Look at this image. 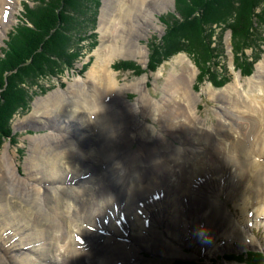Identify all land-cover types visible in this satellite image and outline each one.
I'll return each instance as SVG.
<instances>
[{"label": "bare ground", "instance_id": "bare-ground-1", "mask_svg": "<svg viewBox=\"0 0 264 264\" xmlns=\"http://www.w3.org/2000/svg\"><path fill=\"white\" fill-rule=\"evenodd\" d=\"M133 1L135 17L146 19L149 0ZM152 1V6L162 9L167 0ZM6 3L0 0L1 10ZM15 4L14 0L4 21L6 28L13 23ZM122 5L123 0L120 9ZM105 18L104 13V39L113 27L111 18L107 22ZM105 47L98 51L88 78L77 82L79 88L73 84L68 93L61 91L35 104L27 122L51 117L46 120L54 129L31 147L28 176L20 174L18 156L9 149L0 158L4 210L0 264H138L139 252L145 248L182 257L185 253L177 241L190 244L208 234L209 247L219 233L230 229L248 238L249 233L239 229L241 221L238 224L222 208V184L217 195L193 196L194 181L213 167L234 183L241 180L228 188L237 207L244 206L248 213L250 205L258 202L259 214L264 212V60L244 97L238 98L244 87L240 77L241 86L234 84L222 92L233 101V115L210 130L195 111L200 97L193 91L196 75L184 58L179 60L184 65L182 81L176 75L167 79L161 100L143 94L147 84L142 80L126 86L140 94L130 104L122 101L120 83L108 66L114 56H122L121 50ZM208 91L213 98L220 95L211 87ZM120 104L125 108L113 112ZM140 113L182 146L158 135L156 126L140 122ZM136 141L139 147L132 150ZM242 180L248 182L243 193ZM256 190L261 194L256 196ZM185 197L206 204V211L186 210L178 202ZM155 226H165L167 232L157 233Z\"/></svg>", "mask_w": 264, "mask_h": 264}, {"label": "rangeland", "instance_id": "rangeland-1", "mask_svg": "<svg viewBox=\"0 0 264 264\" xmlns=\"http://www.w3.org/2000/svg\"><path fill=\"white\" fill-rule=\"evenodd\" d=\"M39 1L41 0H15L16 4L12 8L13 23L9 28H6L4 21L6 22V18H8V11L11 10L14 0H7L5 11L4 9H0V58L4 56L3 52L7 48V42L9 41L11 34H13V32L20 26L31 27L26 14L29 9H31L32 12L33 10H36L38 6L41 5ZM120 1L121 0H87L85 3L82 2V6L84 7L81 11L83 15H86V18L88 19L86 22H89L88 25L90 26L88 28L87 24L85 25L84 23L80 25V28L78 25L77 30L84 28L83 35H87V37H90L92 33H96V35L92 38H85L83 42H80L81 57L72 67L62 66V73L60 72L56 77L37 79L33 81L37 83L36 86L31 87L30 90L27 88L30 92L29 95L33 97V100L30 103L29 108L22 109L15 115L13 120H11L10 128L14 131L12 140L7 138L4 139V144L0 150V158L6 149H9V152L18 156L17 160L19 163L20 174L23 177H27L29 174V171L27 170V162L30 156L31 147L35 140L38 137L51 134L54 129L53 124L51 122L48 123V120H46L49 117L45 119L42 117L39 119L38 117L37 120L32 119L27 122V119L33 116L35 104L38 101L47 100L58 92L63 91L64 93H68L73 84L74 88H79L77 82L82 83L88 78V73L91 71L92 67L96 65L99 59L98 51L103 44H106L105 49L109 44V46L113 47L112 49L117 48L121 50L122 56H114L111 64L108 66H111V70L117 76L121 88V99L125 103H136L140 98L139 92L127 90L126 86L142 80H145L147 84V89H145L143 94L155 100H161L166 95L165 87L167 79L176 75L179 80L182 81V76L180 74L183 71L184 65L182 62H179L181 58H184V60L188 62V65H192V67L194 66L193 68L196 79L193 91L197 96L200 95L199 98L196 97L194 108L201 124L207 129L211 130L216 128L222 120L227 118L230 120L231 115H233V101L229 100V95L222 93L225 91L226 87H233L234 84H239L237 80H239L238 77H240V81H242L244 87H241L238 98H242L248 93L249 83L251 79L254 78L257 66L264 60V29L260 27L258 28V32L254 37L255 40H253L254 48L245 51L249 61L253 62L254 71L251 76H243L237 69V66L239 65V56L235 51L236 40L233 38L232 30L226 27L225 24L214 26L211 34H213V40L218 43L217 48L220 56V59L217 60L216 63L218 64L219 62L220 65L226 69L225 72L222 69L219 73L216 71L215 67L214 74L219 77L223 75L225 81L228 80L224 87L217 88L211 81L202 75V66L198 65L197 59L185 49L177 52L173 57L164 61L162 65H159L160 67L156 71L150 68L153 50H157L159 53L163 54L168 53V44L164 39L169 27L165 24L164 20L165 18H170L171 15L178 18L177 0H167L166 2H163L165 5L162 6V9L160 7L155 8V6H152L155 2L149 0L147 5L149 13L147 14L146 19L135 17L137 7L134 5L133 0H123L121 9ZM104 13L106 17L105 22L110 18L113 21V27L110 28L111 30L107 33L106 39H104L103 28L105 27V23H102ZM74 19L77 20L75 17ZM178 20H180L181 23L183 22L182 17ZM256 26H258L257 23ZM92 30H94V32H92ZM176 44L179 47H183L189 43L185 40L177 39ZM132 50H134V52ZM209 87L217 92V96L220 95L217 98L211 97L208 91ZM121 105L122 104L118 105L119 107L115 106L113 112H119L121 109L125 108V104ZM192 108L193 105L191 106V109ZM34 116L37 117L41 115L38 114ZM86 116L89 118L90 113ZM139 117L138 120L143 123L145 119L142 118V113H140ZM50 119L51 117L49 120ZM55 122L57 123L58 121ZM145 122L156 126L158 135H163L166 138L168 137L167 134L162 131L161 125L154 122V120L148 119ZM168 138L175 143L176 147L182 146V144L174 138ZM138 144L137 141L134 142V144L131 145L132 150L138 149ZM213 168L215 169L214 171L213 169H210V172L204 173L194 181V187L192 186V189L195 190V193H193V196L198 198L201 193H204L205 195H211V193L217 195V192H219L218 188H220L219 184H222L223 190L225 189V192L219 199L222 203V208L223 210L226 209L225 212H227L232 218L236 219L238 224H240L241 221L243 226L241 227L240 224L239 229H241L242 232L249 233V239L244 233L243 236H240L235 233L233 229H230L229 231L219 233L217 239L212 241L208 247L205 245L209 239V235L207 234L205 238H200L199 240L195 239L194 242L190 244H183L180 243V241H177V246L183 248V252L185 253L182 257H169L147 248L142 249L139 252L138 264H264V212L259 214L260 207L256 205L258 202L250 205L248 213L243 209L244 206L237 207V203L229 197L232 193L229 194V187L233 184L238 185L241 180L236 179L237 181L234 183L232 178L229 176H222L216 171L217 169L215 167ZM238 180L240 181L238 182ZM73 183L75 184V182ZM242 183L241 188H239L240 191L248 184L247 180H244ZM241 192L243 193L244 189ZM259 192L260 190H256V196L261 194ZM161 198L162 197H158L157 200H161ZM154 202L152 204H154ZM178 202L182 203L188 211L194 210L195 212L201 209L205 212L207 208L206 204L195 203L192 199L187 197L183 199L180 198ZM239 203L242 204V202ZM208 207H210V205H208ZM3 212V206H0V234L3 232L4 228V223L2 221ZM140 212L141 211H139V213ZM256 216L259 217L258 221L256 220ZM204 224H206V222ZM147 226L149 227V223H147ZM202 228L204 230L205 225H203ZM155 229V232L157 233L162 232L164 234V232H167L165 226H155ZM190 230L188 231V236L192 234V229ZM208 232L212 235L214 231L212 232L211 230ZM231 234L233 235L230 237ZM103 236L105 238L108 237L107 234H104ZM248 240H253L257 244L249 246ZM242 243L246 245L243 248L241 247ZM206 244L208 245V243Z\"/></svg>", "mask_w": 264, "mask_h": 264}, {"label": "trees", "instance_id": "trees-1", "mask_svg": "<svg viewBox=\"0 0 264 264\" xmlns=\"http://www.w3.org/2000/svg\"><path fill=\"white\" fill-rule=\"evenodd\" d=\"M86 1L41 0L36 10L29 9L26 14L31 27L20 26L11 34L0 58V150L4 139L12 140L11 120L22 109L29 108L33 100L29 95L31 87L37 85L33 81L56 77L62 73V66L72 67L81 57L80 42L96 35L87 37L83 35L84 28L77 30L84 23L90 26L81 11L82 2ZM177 14L178 18L171 15L164 20L169 27L164 39L169 49L166 54L153 50L152 70L185 49L202 66L206 79L217 88L224 87L228 80L214 74L215 67L217 72L226 69L216 63L220 59L218 43L211 32L215 25L225 24L236 40L237 69L243 76L252 75L253 62L245 51L254 48L258 28L264 29V0H177ZM177 39L189 44L179 47Z\"/></svg>", "mask_w": 264, "mask_h": 264}]
</instances>
